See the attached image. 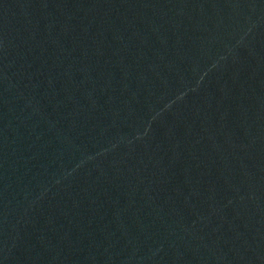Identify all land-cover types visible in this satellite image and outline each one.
<instances>
[{
    "label": "water",
    "instance_id": "95a60500",
    "mask_svg": "<svg viewBox=\"0 0 264 264\" xmlns=\"http://www.w3.org/2000/svg\"><path fill=\"white\" fill-rule=\"evenodd\" d=\"M0 264H264V0H0Z\"/></svg>",
    "mask_w": 264,
    "mask_h": 264
}]
</instances>
